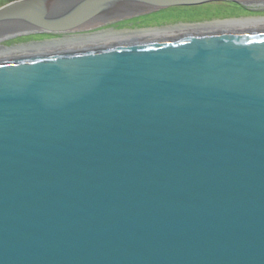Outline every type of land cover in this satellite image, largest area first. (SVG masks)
Wrapping results in <instances>:
<instances>
[{"label":"water","instance_id":"95a60500","mask_svg":"<svg viewBox=\"0 0 264 264\" xmlns=\"http://www.w3.org/2000/svg\"><path fill=\"white\" fill-rule=\"evenodd\" d=\"M215 1L13 0L0 32ZM0 264H264V24L0 55Z\"/></svg>","mask_w":264,"mask_h":264},{"label":"bare ground","instance_id":"6f19581e","mask_svg":"<svg viewBox=\"0 0 264 264\" xmlns=\"http://www.w3.org/2000/svg\"><path fill=\"white\" fill-rule=\"evenodd\" d=\"M261 24L264 0H219L115 16L70 31L20 25L0 32V55Z\"/></svg>","mask_w":264,"mask_h":264},{"label":"rangeland","instance_id":"374dc122","mask_svg":"<svg viewBox=\"0 0 264 264\" xmlns=\"http://www.w3.org/2000/svg\"><path fill=\"white\" fill-rule=\"evenodd\" d=\"M6 3H9V2H7L6 0H0V6H3ZM151 17H153L155 19L157 16H150L149 18H151ZM174 19H176V18H174Z\"/></svg>","mask_w":264,"mask_h":264},{"label":"trees","instance_id":"16d2710c","mask_svg":"<svg viewBox=\"0 0 264 264\" xmlns=\"http://www.w3.org/2000/svg\"><path fill=\"white\" fill-rule=\"evenodd\" d=\"M7 2L13 1V0H6Z\"/></svg>","mask_w":264,"mask_h":264}]
</instances>
